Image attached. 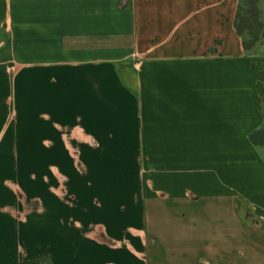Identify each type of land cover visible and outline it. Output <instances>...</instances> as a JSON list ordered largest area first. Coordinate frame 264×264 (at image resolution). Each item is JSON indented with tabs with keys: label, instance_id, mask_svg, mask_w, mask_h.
Returning a JSON list of instances; mask_svg holds the SVG:
<instances>
[{
	"label": "crops",
	"instance_id": "obj_1",
	"mask_svg": "<svg viewBox=\"0 0 264 264\" xmlns=\"http://www.w3.org/2000/svg\"><path fill=\"white\" fill-rule=\"evenodd\" d=\"M239 2L0 0V264H264Z\"/></svg>",
	"mask_w": 264,
	"mask_h": 264
},
{
	"label": "trees",
	"instance_id": "obj_2",
	"mask_svg": "<svg viewBox=\"0 0 264 264\" xmlns=\"http://www.w3.org/2000/svg\"><path fill=\"white\" fill-rule=\"evenodd\" d=\"M242 0L239 2L238 12L236 15V21H235V27L238 32V34L243 38V46L246 51L253 50L258 43L264 39V34H261V30H263V26L259 22V13L255 12L254 14L251 12L244 13L243 7H242ZM256 6V5H254ZM256 9V8H255ZM259 82L257 85L258 88V102L260 105L259 100ZM261 110V108H260ZM262 112V110H261ZM263 115V113H262ZM264 117V115H263ZM249 139L252 144L255 146H262L264 147V128L262 127L260 130L255 131L249 136ZM246 204L243 200H238L236 203L237 209L242 213L246 214V211L244 212L242 209V204Z\"/></svg>",
	"mask_w": 264,
	"mask_h": 264
},
{
	"label": "rangeland",
	"instance_id": "obj_3",
	"mask_svg": "<svg viewBox=\"0 0 264 264\" xmlns=\"http://www.w3.org/2000/svg\"><path fill=\"white\" fill-rule=\"evenodd\" d=\"M242 7H243V11L244 13L247 12H251V13H255L258 12L259 13V23H261L262 25H264V0H242ZM256 5V6H254ZM256 8V9H255ZM264 27V26H263ZM261 34H264V28L263 30H261L260 32ZM259 46V47H258ZM263 46V47H260ZM256 53L255 56L257 58V64H259L260 67V72H259V100H260V108L262 110V113L264 115V39H262V41L260 43H258V45L256 46ZM255 47V48H256ZM264 128V126H263ZM262 147V146H260ZM262 155L264 156V148L262 149ZM250 207L247 206L246 204H242V209L243 211H248Z\"/></svg>",
	"mask_w": 264,
	"mask_h": 264
}]
</instances>
